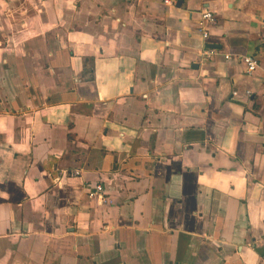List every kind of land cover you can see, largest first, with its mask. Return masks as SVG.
Here are the masks:
<instances>
[{
	"label": "crops",
	"instance_id": "1",
	"mask_svg": "<svg viewBox=\"0 0 264 264\" xmlns=\"http://www.w3.org/2000/svg\"><path fill=\"white\" fill-rule=\"evenodd\" d=\"M164 1L0 0V264H264V0Z\"/></svg>",
	"mask_w": 264,
	"mask_h": 264
},
{
	"label": "built area",
	"instance_id": "2",
	"mask_svg": "<svg viewBox=\"0 0 264 264\" xmlns=\"http://www.w3.org/2000/svg\"><path fill=\"white\" fill-rule=\"evenodd\" d=\"M166 5L171 6L174 3V0H165L164 1ZM201 32L202 36L205 40L209 39V30L208 26H213L216 23V15L213 12L205 11L201 13ZM264 43V39H263ZM216 54L215 50L208 49L205 51L204 56L206 58H210L213 55ZM238 60L244 65L247 74H254L259 70H262L263 77H264V63L261 60H257L253 56H237ZM232 56L225 55V59L229 60ZM75 176H82V171L77 170L74 172ZM88 196L91 200L96 201L97 204L103 205L107 203V192L104 189V187L100 184L95 185L94 187L89 188L88 190Z\"/></svg>",
	"mask_w": 264,
	"mask_h": 264
},
{
	"label": "water",
	"instance_id": "3",
	"mask_svg": "<svg viewBox=\"0 0 264 264\" xmlns=\"http://www.w3.org/2000/svg\"><path fill=\"white\" fill-rule=\"evenodd\" d=\"M216 46H214V45H209L208 46V48H210V49H214Z\"/></svg>",
	"mask_w": 264,
	"mask_h": 264
}]
</instances>
